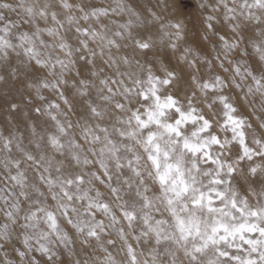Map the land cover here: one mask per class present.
<instances>
[{"label": "clouds", "instance_id": "obj_1", "mask_svg": "<svg viewBox=\"0 0 264 264\" xmlns=\"http://www.w3.org/2000/svg\"><path fill=\"white\" fill-rule=\"evenodd\" d=\"M0 264H264V0H0Z\"/></svg>", "mask_w": 264, "mask_h": 264}]
</instances>
